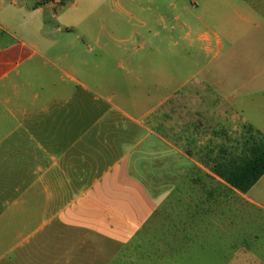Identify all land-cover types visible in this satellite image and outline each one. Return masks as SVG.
Wrapping results in <instances>:
<instances>
[{"label": "crops", "instance_id": "1", "mask_svg": "<svg viewBox=\"0 0 264 264\" xmlns=\"http://www.w3.org/2000/svg\"><path fill=\"white\" fill-rule=\"evenodd\" d=\"M57 2L0 0V264H264V175L242 193L213 170L246 124L264 134V98L90 91L37 49Z\"/></svg>", "mask_w": 264, "mask_h": 264}, {"label": "rangeland", "instance_id": "2", "mask_svg": "<svg viewBox=\"0 0 264 264\" xmlns=\"http://www.w3.org/2000/svg\"><path fill=\"white\" fill-rule=\"evenodd\" d=\"M70 1L46 10L37 49L90 91L130 97L155 91L154 81L163 80V92L175 95L206 82L228 86L232 100L264 98V88H252L264 86V0ZM34 25L37 20L22 18L10 29L29 43ZM12 41L0 36V44ZM251 106L247 112L255 114L258 104ZM260 108L256 118L264 120ZM233 114L235 127L251 121L249 114ZM261 190L264 179L254 192ZM92 256L97 260L96 251Z\"/></svg>", "mask_w": 264, "mask_h": 264}, {"label": "trees", "instance_id": "3", "mask_svg": "<svg viewBox=\"0 0 264 264\" xmlns=\"http://www.w3.org/2000/svg\"><path fill=\"white\" fill-rule=\"evenodd\" d=\"M45 1L55 0H42ZM58 2L66 5L71 1ZM235 143V148L220 149L219 162L213 170L234 189L247 193L264 175V134L251 124H246L243 136Z\"/></svg>", "mask_w": 264, "mask_h": 264}]
</instances>
